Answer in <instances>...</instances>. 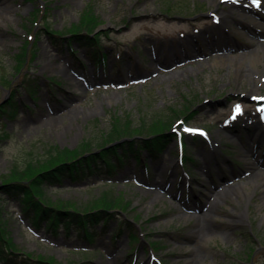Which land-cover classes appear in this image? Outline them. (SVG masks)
Instances as JSON below:
<instances>
[{"label":"rangeland","instance_id":"374dc122","mask_svg":"<svg viewBox=\"0 0 264 264\" xmlns=\"http://www.w3.org/2000/svg\"><path fill=\"white\" fill-rule=\"evenodd\" d=\"M215 1L216 5L213 0H0L1 8H12L11 15L0 14V105L4 99L19 103L12 117L11 112L0 110V187L14 164L24 165L50 144L73 149L92 140L96 146L113 128L115 116L142 123V119L165 118L189 106L185 114L195 116L190 124L205 125L212 144L216 143L212 148L211 142L197 144L184 135L182 166L177 161L180 143L174 138L164 160L150 167L152 183H146L144 167L128 166L112 179L116 181L112 185L104 182L108 176L97 174L81 183L65 180L46 187L53 200L79 205L106 190L129 199L128 215H122L135 218L141 238L137 258L126 255L133 245L128 233L117 245L107 234L91 246L64 234L53 235L45 227L35 229L31 219L23 216L21 202L0 188L4 225L20 252L54 256L55 264H264V177L248 183L258 169H264V156L255 165L247 152L249 143H254L249 142L248 132L256 127L264 131L257 106L247 98L250 93H264L260 79L264 58L255 66L246 65L244 79L238 78L232 67L207 62L211 49L203 40L211 30H218L211 15L216 12L222 24L232 22L228 26L232 39L226 47L250 44V33L243 26L251 22L240 17L252 14L257 18L254 29L263 31L264 0L261 7H254L250 0ZM89 6L101 20L93 34L102 38L98 51L118 57L117 64L103 72L99 64L93 66L90 49L78 45L61 49L48 32L73 31ZM233 6L246 13L235 19L222 13ZM190 34L198 41L195 48L183 52L180 42ZM26 43L27 60L19 70L17 55ZM130 47L135 57L130 55L129 61L125 52ZM252 77L263 85L252 90ZM237 106L241 113H233ZM174 120L171 116L170 122ZM181 124L175 123L173 129L184 134ZM203 151H211L212 159H204ZM188 153L198 160L188 158ZM245 182L244 194L235 202L238 183ZM215 205L220 217L211 214L209 221L204 220L205 212ZM213 235L208 251L204 240ZM150 242L154 259L148 254ZM85 248L95 250L90 256L76 250ZM0 264L4 263L0 260Z\"/></svg>","mask_w":264,"mask_h":264},{"label":"trees","instance_id":"16d2710c","mask_svg":"<svg viewBox=\"0 0 264 264\" xmlns=\"http://www.w3.org/2000/svg\"><path fill=\"white\" fill-rule=\"evenodd\" d=\"M100 24L101 20L90 6L72 28L71 40L78 38L81 42H92L94 37H90V33L97 32ZM61 34L63 32L54 31L51 35L56 41L59 39L64 42L66 37ZM26 56L27 50L24 48L23 53L18 55L19 68L25 63ZM0 108L9 112L16 109L17 105L8 101ZM188 109L189 106L183 110L175 109L174 114L165 118L157 115L149 122L142 119V123H133L129 117L115 116L113 128L105 133L96 146L92 140L73 149L50 144L42 155L27 159L24 165L14 164L2 180V192L21 199L25 215L38 228L45 226L53 233L63 230L67 236L91 242L111 232L118 241L128 233L133 239V246H136L140 237L135 222L122 215V212L127 214L130 209L129 199L106 190L89 203L79 205L70 200H53L45 189L61 184L66 179L81 182L95 174L114 176L131 158L141 161L146 150L157 156L169 141L165 131L170 126L171 116L182 117ZM192 116L186 115L188 120ZM4 223L0 200V259L4 264H55L54 256L36 257L29 252H20Z\"/></svg>","mask_w":264,"mask_h":264},{"label":"bare ground","instance_id":"6f19581e","mask_svg":"<svg viewBox=\"0 0 264 264\" xmlns=\"http://www.w3.org/2000/svg\"><path fill=\"white\" fill-rule=\"evenodd\" d=\"M82 1L83 0H74V2H82ZM213 3L216 5L215 0H213ZM239 10L240 9H237L236 7L233 6L232 8L226 9V11H224L223 14H225L227 16L230 15L231 18L233 17V19H235L234 18L235 16L236 17H238V15L242 16V13L246 12V11H241V10L239 11ZM4 12H7V13H4ZM11 12H12V8H10L9 10L7 8V10H4V8L0 7V14L4 13L7 15H9V14L11 15ZM247 17H248V19L251 18V20H250L251 22H256V18L254 16H247V15H244V17H240V20L243 22L245 20V18H247ZM222 25L223 24L220 23V27L218 28V30H216L215 32L211 30L210 33L208 34V36L206 37L205 42L206 43L208 42L207 45H208L209 49L214 48V49H217V51H220V48H222L223 46H225L226 44H228L230 42L229 41L230 34L227 30L228 26L224 27V25L223 26ZM228 25H232V22H229ZM119 34L120 33H118L116 35L117 38L119 37ZM203 39L205 40V38H203ZM249 40H250L251 44L249 46H245L243 48H234L233 47V49H232V48L228 47V48H225L224 52H220V53L213 50L212 51L213 54H211V59H210V61L208 60L207 62H210V63L212 62V65H223V66L228 65L229 67H232V69L235 70V72L238 75V78L244 79V76L247 73L246 67L247 66H255L261 60L262 57L264 58V54H263V51H264V34L257 33L254 36H251L249 38ZM186 41H187L188 45L186 42H183V41L180 42L181 46L179 49H181L183 52L188 47L191 48L190 46H192L194 48L196 45V41H195L194 45H191L194 42L193 38H190L189 40H186ZM217 43L219 44L218 47H217ZM176 49H177L176 47H173L174 55L177 54L178 49L177 50ZM261 51H262V53H261ZM162 55H167V54L163 53ZM61 70L65 71L64 68H61ZM74 80H75V83L77 84V86H81L79 84L81 82H79L78 79L74 78ZM252 81L254 82L253 86L251 87L252 90L256 89L260 84H262V83H259L258 81L256 82V80L253 79V77H252ZM256 129L257 130L255 132L248 133V139L250 141L251 140L255 141L257 139V137L262 139L263 130L261 129V127H256ZM258 170L249 179L248 183H250V181L256 182L257 179H259V178L262 179L264 177V170L263 169L262 170L258 169ZM238 185H239L238 188H240V189H239V191L238 190L235 191L236 192V196L234 198L235 202L239 201V196L244 194L242 189H244V186H247L246 182L244 184L238 183ZM248 187L251 188L250 186H248ZM229 189H231V188H229ZM225 191H227V190H225ZM223 197H225V195ZM223 197H220V198H223ZM217 206H219V203H217ZM214 210H216V205L209 212H206L207 215L205 214L204 220L209 221L213 215L216 217H220V214H218ZM246 212H247V209H246ZM242 213L247 215L245 212H242ZM211 214H213V215H211ZM196 215L199 216L201 214H196ZM184 216H187V214H184ZM215 235H213L212 237L211 236L207 237L204 240V246L208 248V251L210 250L209 239L213 238Z\"/></svg>","mask_w":264,"mask_h":264},{"label":"snow or ice","instance_id":"6c2138e0","mask_svg":"<svg viewBox=\"0 0 264 264\" xmlns=\"http://www.w3.org/2000/svg\"><path fill=\"white\" fill-rule=\"evenodd\" d=\"M254 3H256L257 5H259V0H254ZM261 110L264 111V109H261ZM235 111H236L237 113H239V112L241 111L240 106H237Z\"/></svg>","mask_w":264,"mask_h":264}]
</instances>
